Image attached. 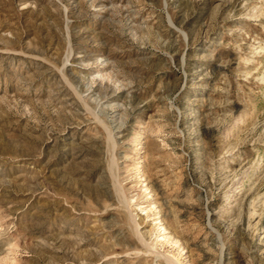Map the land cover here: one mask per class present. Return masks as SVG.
<instances>
[{
	"label": "rangeland",
	"instance_id": "374dc122",
	"mask_svg": "<svg viewBox=\"0 0 264 264\" xmlns=\"http://www.w3.org/2000/svg\"><path fill=\"white\" fill-rule=\"evenodd\" d=\"M0 264H264V0H0Z\"/></svg>",
	"mask_w": 264,
	"mask_h": 264
},
{
	"label": "bare ground",
	"instance_id": "6f19581e",
	"mask_svg": "<svg viewBox=\"0 0 264 264\" xmlns=\"http://www.w3.org/2000/svg\"><path fill=\"white\" fill-rule=\"evenodd\" d=\"M150 251V250H149Z\"/></svg>",
	"mask_w": 264,
	"mask_h": 264
}]
</instances>
